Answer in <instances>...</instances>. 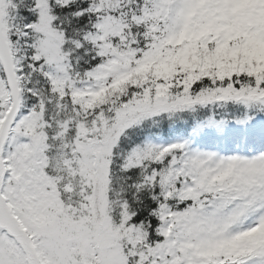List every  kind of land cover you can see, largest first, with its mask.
Segmentation results:
<instances>
[{
  "label": "snow or ice",
  "instance_id": "6c2138e0",
  "mask_svg": "<svg viewBox=\"0 0 264 264\" xmlns=\"http://www.w3.org/2000/svg\"><path fill=\"white\" fill-rule=\"evenodd\" d=\"M0 264H264V0H0Z\"/></svg>",
  "mask_w": 264,
  "mask_h": 264
}]
</instances>
